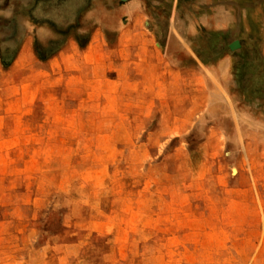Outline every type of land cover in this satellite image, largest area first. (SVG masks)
Wrapping results in <instances>:
<instances>
[{"label":"rangeland","instance_id":"obj_1","mask_svg":"<svg viewBox=\"0 0 264 264\" xmlns=\"http://www.w3.org/2000/svg\"><path fill=\"white\" fill-rule=\"evenodd\" d=\"M0 264H264V0H0Z\"/></svg>","mask_w":264,"mask_h":264},{"label":"crops","instance_id":"obj_2","mask_svg":"<svg viewBox=\"0 0 264 264\" xmlns=\"http://www.w3.org/2000/svg\"><path fill=\"white\" fill-rule=\"evenodd\" d=\"M140 2L141 1H137V3L136 4H134L135 5V9L138 11V9H139V5H140ZM140 10V9H139ZM218 28H220V29H225V27H223L222 25H220V26H218ZM226 68V61H222L221 63H220V65H219V67H218V69H217V71H224V69ZM212 71H216L215 69H212ZM216 71V72H217Z\"/></svg>","mask_w":264,"mask_h":264},{"label":"water","instance_id":"obj_3","mask_svg":"<svg viewBox=\"0 0 264 264\" xmlns=\"http://www.w3.org/2000/svg\"><path fill=\"white\" fill-rule=\"evenodd\" d=\"M240 48H241V44H240L239 41L234 42V43L230 46V49H231L232 51H236V50H238V49H240Z\"/></svg>","mask_w":264,"mask_h":264},{"label":"trees","instance_id":"obj_4","mask_svg":"<svg viewBox=\"0 0 264 264\" xmlns=\"http://www.w3.org/2000/svg\"><path fill=\"white\" fill-rule=\"evenodd\" d=\"M4 65H6V64H4Z\"/></svg>","mask_w":264,"mask_h":264}]
</instances>
